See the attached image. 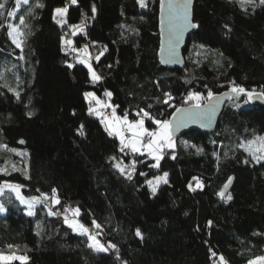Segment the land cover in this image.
I'll return each instance as SVG.
<instances>
[{
    "label": "trees",
    "instance_id": "obj_1",
    "mask_svg": "<svg viewBox=\"0 0 264 264\" xmlns=\"http://www.w3.org/2000/svg\"><path fill=\"white\" fill-rule=\"evenodd\" d=\"M17 1L0 0V145L26 155L0 148V168L7 169L0 172V183H22L28 196L36 195L59 214L30 217L12 201L0 215V251L27 255L28 264H221V256L225 264H248L264 256V161L257 163L241 147L264 136V106L236 94L214 132L191 131L173 139L174 148H165L159 168H153L155 161L145 154L129 149L122 154L118 138L89 115L84 99L89 92L108 98L118 106L117 115L127 113L130 121L140 119L141 108L169 120L176 108L194 103L184 102L189 92L200 93L203 103L209 91L231 92L235 81L253 95L264 93V5L194 0L192 19L200 27L187 39L185 68L172 70L157 59L158 0H147L145 8L136 0H78L76 5L29 0L24 32L30 35L23 53L7 35L8 25L21 17ZM65 6L67 23L61 27L53 16ZM82 22L84 32L73 35L69 26ZM61 37L76 48L88 47L99 82L92 81L74 52L62 51ZM165 92L173 96L169 104L162 103ZM81 125L84 136L78 134ZM145 126L157 127L147 118ZM133 161L131 179L114 167L122 162L130 171ZM164 172L168 183H160L153 195L147 181ZM230 177L233 199L226 201L218 195ZM53 189L58 205L43 199ZM65 208H78L79 216ZM64 215L87 226L105 246L114 244L120 258L112 249H89L88 240L64 223Z\"/></svg>",
    "mask_w": 264,
    "mask_h": 264
},
{
    "label": "snow or ice",
    "instance_id": "obj_2",
    "mask_svg": "<svg viewBox=\"0 0 264 264\" xmlns=\"http://www.w3.org/2000/svg\"><path fill=\"white\" fill-rule=\"evenodd\" d=\"M78 0H71V4L76 5ZM193 0H160V11H161V25L164 24V18H165V11L167 10V18H168V24H169V32H170V39H169V54L174 55L175 53V43H178L180 39H182L183 34L188 29H198L200 27L199 24L195 23L192 19L191 15V5ZM229 2H232V0H229ZM237 3H239L241 6L244 4L247 5H253L257 3V0H236ZM260 5H264V0H258ZM24 4H28L29 0H23ZM136 3L141 7L145 8L147 7V0H136ZM4 5L0 4V8H3ZM37 8H42L43 4L37 3ZM68 7H61L55 9V15L53 16V19L56 21L57 24H59L61 27L64 26V24L67 23V14H68ZM96 7L95 5L92 6L91 12V18L95 19L96 16ZM9 16L13 15V13H9ZM59 17L60 19H57ZM19 25L25 26L26 21L23 16L19 18ZM72 29V34L76 35L77 30L79 32H84L85 30V24L82 22L78 25H70L69 26ZM7 35L11 42L15 45L16 48L20 49L21 53H23L24 45L26 44L27 36L30 35V32H22L17 26L14 25H8V31ZM67 35V34H65ZM62 40V51L65 52L67 55L68 52H74L76 54L77 62L80 64L85 65L88 68V72L90 74V77L93 82H99L102 77L97 74V72L92 68L90 63V53L87 46L83 48H76L74 47V42L70 39H65L64 37H61ZM66 46V47H65ZM202 47V46H201ZM107 51V48L105 47L98 56L95 57L97 61H99L100 56L104 54V52ZM161 51L163 52V47L161 48ZM219 55L223 57V52H220ZM20 59H24V56L21 54L19 57ZM164 62V61H162ZM67 63V62H66ZM67 66L69 68H72L74 65L71 63H68ZM111 67V65H109ZM231 91L237 95H246L247 100L251 101L253 99V93L247 92L246 89L243 87L235 85V81L231 82ZM17 100L20 99L19 92L13 93ZM106 96L109 98L112 96L111 92H106ZM165 99L162 101L164 104H169V102L173 99V96L170 92L163 93ZM227 95V94H225ZM86 98L91 97L93 100H95V104L97 107H93L91 103L89 104L88 113L89 115H95L98 119H100V122L103 124L105 131L108 133L109 136H114L119 139L120 142V151L123 152L125 149H129L131 153L133 154H140L144 155L147 154L152 160L155 161L154 164L151 165L153 168H159L160 161L164 157V149L165 148H174L173 143V136H172V124L174 121L177 122V127L186 125L188 122H197L198 120L202 121L205 116L209 113H214V107L211 105V101L214 98V94L212 91H209L207 93V100L208 104H202L201 101L203 99L202 95L197 92H189L187 96L184 98L185 103L194 102L187 108H176L177 113H181L180 117H177L175 114H173L172 120H160L153 117L148 111L141 108L137 112V115L140 116V119L136 120H129L128 114L125 113L123 116L117 115L116 113V107L111 104H107L99 100L95 97L93 93H86ZM257 96H264V93L257 94ZM148 107H151L149 105ZM103 108H111V114L105 115L100 109ZM27 115L31 117L34 115L33 112H28ZM145 118L150 120L153 124H155L158 128L157 131H150L145 126ZM83 125L80 126V129L78 130V134L80 136H84L83 131ZM19 143L23 144L24 141L21 140ZM193 147H195L193 145ZM241 147L244 148V151L247 152L254 161L257 163L264 161V136L257 135L254 139L248 141L247 147L244 145H241ZM0 148L8 149L7 145H0ZM12 153H15L16 155H26V153L21 154L16 149H8ZM203 152L202 148H197V153L200 154ZM175 157L173 156V159ZM111 159L115 160V157H112ZM135 161L132 162L131 170H127V166L123 165L122 162H118L114 164V167L117 169V171L120 172L121 175H126L128 179L132 178V172L135 170ZM245 164L248 163L247 160L244 161ZM12 169L16 170L15 164L12 165ZM6 168H0V172H6ZM141 175H146L145 173H141ZM168 173L164 172L162 175H158L154 178V180H148L147 184L151 189V192L153 195H155L157 188L160 183L167 184L168 183ZM233 178H229L228 183L224 185L225 191H221L219 193V196L222 199H225L226 201H231L233 199L231 194H228L225 196V192L227 191L229 185L231 184ZM9 190L14 191L16 193L17 199L21 200L22 203H24L27 208L28 212L27 215L32 216L34 215V212L32 211L34 202L39 203L40 198L38 197H32L30 200H25L20 195V185L15 184H8L5 185ZM189 188L191 190L192 186L189 185ZM3 193V188H0V194ZM44 200H51L53 205L60 204V200L57 196L56 189L52 190V195L49 197L47 194H43ZM4 211L3 205H0V212ZM65 213L68 211L72 212V215L74 217L79 216V209H67L65 208ZM59 213H54L51 210H49V215H58ZM187 215V213H185ZM64 223L73 230L78 235L86 236L88 240V248L96 253H108L109 249L115 250L117 259H119V252L116 249V246L114 244L109 243L107 246L102 244L99 240H97L96 235H93L89 228L85 226L82 223H79L77 220H70L67 215H64ZM93 226L97 229H99L101 226L96 223V221L92 222ZM209 224H211V221H209ZM199 230V229H197ZM136 236L139 237L141 240H143V235L140 232L139 229L136 231ZM9 249L13 248V245L7 246ZM213 256L216 255V253H212ZM221 264H225L224 257H220ZM18 261L19 264H28L29 257L27 255H17L16 253H4L3 251H0V264H13V262ZM124 264H127L125 261ZM248 264H264V256H260L256 259H251L248 261Z\"/></svg>",
    "mask_w": 264,
    "mask_h": 264
},
{
    "label": "water",
    "instance_id": "obj_3",
    "mask_svg": "<svg viewBox=\"0 0 264 264\" xmlns=\"http://www.w3.org/2000/svg\"><path fill=\"white\" fill-rule=\"evenodd\" d=\"M193 3L191 5V15L193 12ZM158 32H159V47L157 50V59L158 63L163 68H168L172 70H183L185 68L184 63V49L186 47L187 39L190 35L194 34L197 30L188 29L184 32L182 39L179 40L178 43H175V53L174 55L169 54V39H170V32H169V24H168V18H167V10L165 11V18H164V24L161 25V11H160V0H158ZM163 47V52L161 51V48ZM164 61V62H162ZM227 94V95H225ZM237 96L235 93L231 92H224L221 95H214L213 100L210 102L211 105L214 107V113H209L205 116V118L197 122H188L186 125L177 127V122L174 121L172 124V136L174 140H177L180 138V136L190 133L191 131L199 132V133H205V134H211L214 132L217 128V123L221 117L222 110L226 106V103L232 98ZM252 105H259L264 106V101L262 98L257 95H253V99L251 101H248ZM208 100L204 104H208ZM179 108H187V107H179ZM177 117H180L181 113H177L176 111L173 112ZM173 114L170 116L169 120H172ZM232 178V177H231ZM229 180V178H228ZM228 180L225 182L228 183ZM233 185V179L231 184L229 185L227 191L225 192V196L228 194V192L231 191ZM222 191H225L224 186L221 189ZM218 197L222 199L219 195Z\"/></svg>",
    "mask_w": 264,
    "mask_h": 264
},
{
    "label": "rangeland",
    "instance_id": "obj_4",
    "mask_svg": "<svg viewBox=\"0 0 264 264\" xmlns=\"http://www.w3.org/2000/svg\"><path fill=\"white\" fill-rule=\"evenodd\" d=\"M29 4V3H28ZM28 4H24L23 3V0H18L17 1V3H16V6L18 7V11H21V16H23V17H26L27 18V15L29 14V13H31V8L30 7H28ZM26 18H25V21H26ZM57 19H59V17H57ZM26 25H27V23H26ZM14 26H17L19 29H20V31H22V32H24L25 31V29L27 28V27H25V26H21V25H19V21L17 22V24L16 25H14ZM85 66V65H84ZM92 66V65H91ZM86 67V66H85ZM87 68V67H86ZM93 68V67H92ZM88 69V68H87ZM94 69V68H93ZM89 77H90V74H89ZM91 78V77H90ZM62 89H63V87H62ZM89 93H93V92H89ZM94 95H95V97L96 98H98L97 96H96V94L95 93H93ZM62 97V96H61ZM84 99H85V101H86V104H87V106L91 103V101H92V98L91 97H88V98H86V96L84 97ZM99 100H101L102 102H104V103H107V104H110V100L107 98H103V99H100V98H98ZM94 102H95V100H93ZM204 102L202 103V104H204L206 101H207V99L205 100H203ZM93 107H97L96 106V104H94L93 105ZM111 109V108H110ZM102 110H104V108L103 109H100V111H102ZM110 111H112V109L110 110ZM155 131H157L158 130V128L156 127V129H154ZM150 131H153V130H150ZM118 141H119V139H118ZM145 155H147V154H145ZM148 158H150L149 156H148ZM8 184H15V185H20L21 187H20V195L25 199V200H30L32 197H37L36 195H32V196H28L25 192H24V188L23 187H25L22 183L20 184V183H16V182H12V181H10V182H7V181H3V182H1L0 183V188H3V193L2 194H0V205H3V208H4V211H2V212H0V215H3V214H5L6 213V207H7V205L8 204H10L12 201H16L17 203H18V205L20 206V207H23V209H24V211H25V214L27 215V212H28V208H27V206L24 204V203H22L21 202V200H19V199H17V196H16V193L14 192V191H11V190H9L7 187H5V185H8ZM39 198V197H38ZM40 201L41 202H39V203H35L34 202V205H33V209H32V211L34 212V215H32V216H30V217H33V216H35L36 214H38V215H40V218H44V215H47V216H50L49 215V208H48V205H46L45 204V202H43V200H41L40 199ZM27 216H29V215H27ZM73 220H77V219H73ZM78 221V220H77ZM40 223H41V221L39 222V227H40ZM91 232V231H90ZM92 233V232H91ZM93 234V233H92ZM94 235V234H93ZM86 239H87V237L86 236H84ZM98 240V239H97Z\"/></svg>",
    "mask_w": 264,
    "mask_h": 264
},
{
    "label": "built area",
    "instance_id": "obj_5",
    "mask_svg": "<svg viewBox=\"0 0 264 264\" xmlns=\"http://www.w3.org/2000/svg\"><path fill=\"white\" fill-rule=\"evenodd\" d=\"M104 114H105V115H110V114H111V111H110V110L105 111ZM119 151H120V149H119ZM127 152H128V149H125V150L122 152V154H127Z\"/></svg>",
    "mask_w": 264,
    "mask_h": 264
},
{
    "label": "crops",
    "instance_id": "obj_6",
    "mask_svg": "<svg viewBox=\"0 0 264 264\" xmlns=\"http://www.w3.org/2000/svg\"><path fill=\"white\" fill-rule=\"evenodd\" d=\"M92 101H93V99H92ZM92 101H91V103H92ZM130 151V150H129Z\"/></svg>",
    "mask_w": 264,
    "mask_h": 264
}]
</instances>
